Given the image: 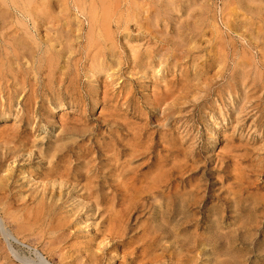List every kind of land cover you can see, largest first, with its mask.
Wrapping results in <instances>:
<instances>
[{
    "label": "rangeland",
    "instance_id": "374dc122",
    "mask_svg": "<svg viewBox=\"0 0 264 264\" xmlns=\"http://www.w3.org/2000/svg\"><path fill=\"white\" fill-rule=\"evenodd\" d=\"M73 1L47 0L44 15L56 24L71 21V35L81 36L71 38V53L54 70L66 73L59 76L65 82L47 74L38 60L41 49L36 61L24 58L23 86L10 76L9 88L19 91L10 104L9 92H0V218L13 237L10 243L0 234V264H33V249L51 264H264V0H152L153 17L147 18L144 0L135 17L125 14L126 7L139 9L140 0H117L109 28L116 48L107 44L98 55L84 47L88 17H76ZM49 32L54 37L55 27ZM62 143L72 149L60 159L73 173L92 177L98 168L108 196L117 177L116 204L103 216L113 218L122 237L107 238V222L94 211L72 213L76 201L91 202L78 191L84 180L69 178L66 186H77L78 195L64 194V205L56 208L60 179L49 178L51 191L42 175L47 164L37 165L36 155ZM43 184L50 191L40 195ZM149 190L157 195L155 205L162 204L160 194L205 196L196 209L205 221L178 230L174 209L165 229L155 225V210L139 213L137 207ZM36 204L42 207L37 213ZM16 223L27 231L17 236ZM150 225L162 234L148 248Z\"/></svg>",
    "mask_w": 264,
    "mask_h": 264
},
{
    "label": "bare ground",
    "instance_id": "6f19581e",
    "mask_svg": "<svg viewBox=\"0 0 264 264\" xmlns=\"http://www.w3.org/2000/svg\"><path fill=\"white\" fill-rule=\"evenodd\" d=\"M125 1V0H124ZM135 2H137V0H134ZM155 1V0H154ZM167 1V0H166ZM248 2H262L263 0H247ZM46 2L47 0H0V92H2V90L4 91H7L9 92V96L8 98L10 100H8V103L10 104L11 103V99L12 97H14V95L18 94L19 91L17 89H15V85H13L15 88H13L14 90H12V88L10 89L9 88V85H10V78L12 77V79L16 82V83H20V85L23 86L24 83H26V81L24 82V75L26 72L22 71V66L24 65L23 61L25 60L24 58H30V57H35V54L38 53L39 51H41L42 49V54L41 56H38V60L39 58L42 59V63H44L45 67H48L47 69H49V73L47 74H52V75H55L56 74V77L58 78V82L62 83L64 81L63 78H59V76L62 74V76H65L66 73H61V72H58V71H54L57 66H58V63H59V60L61 58H63L64 54L65 53H71L72 51V46L75 45L74 42L71 41V38H81L80 35H76V36H72L71 34V27H72V22L71 21H65L63 23H60V24H56V22H58V20H53V18H47V17H44V15H47L48 13L45 12L46 11ZM74 4H73V9H74V12H77L79 15H76V17H88V18H85L86 19V24H87V32L85 33V36L83 37L84 40H85V46L86 48H91V49H95V52L96 54L98 55V53H101L102 50H108V49H105L107 48L106 45L108 44L109 46L111 45L112 48H116L115 47V43H113V39H112V35L109 31V28H110V24H111V17H114V11H116V9L118 8V1L117 0H74L73 1ZM133 2V1H132ZM145 2V6H148L146 8V13H147V16H145L146 18L147 17H153V15H151L152 13L150 12V9H152L153 5L151 4L153 1L152 0H144ZM169 2V1H168ZM72 3V2H71ZM122 3V2H121ZM128 1H125V4L127 5ZM140 3H141V0L138 2V5H136V7H139L138 8H135L133 9V7H135L133 5V7L131 6H128L126 7V10L125 11V14L127 16H133L135 17V15L137 16L139 13H140ZM131 4V3H130ZM129 4V5H130ZM143 4V2L141 3V5ZM170 4V3H169ZM168 4V5H169ZM150 5V6H149ZM262 5V4H261ZM171 6V5H170ZM177 6V5H176ZM162 7V6H161ZM264 7V6H263ZM160 8V6L158 7ZM210 8V7H209ZM261 8V7H260ZM69 9V8H68ZM130 9V11H129ZM144 9V7H143ZM70 10V9H69ZM156 10V9H154ZM159 10V9H158ZM157 10V11H158ZM145 11V10H144ZM73 12V13H74ZM164 12V11H163ZM123 14V13H122ZM251 14V13H250ZM68 15V14H67ZM119 15V14H118ZM141 15V14H140ZM145 15V14H144ZM210 16V15H209ZM227 16V15H226ZM251 16V15H250ZM254 16V15H253ZM11 17H19V19L15 18V19H12ZM30 17V18H29ZM118 17V16H117ZM139 17V16H138ZM143 17V18H145ZM262 17V16H261ZM47 18V19H46ZM127 18V17H126ZM132 18V17H131ZM190 19V18H189ZM14 20V21H13ZM15 20H18V21H15ZM139 21V19H137ZM204 20V19H203ZM234 21V20H233ZM29 22L31 24V28L33 29V33H31V31L29 30L28 28V24L27 23ZM80 22V25L82 26L83 25V22L82 21H79ZM45 23H47L49 26H47L45 32H44V35H40L39 33V28L43 25H45ZM148 23V22H147ZM227 23V22H226ZM252 23V22H251ZM220 24V23H219ZM248 26V25H246ZM250 26V25H249ZM14 27V28H12ZM51 27H55V36L54 37H50V30H51ZM66 28V30H64ZM155 28V27H154ZM148 29V28H147ZM257 29V27H256ZM193 30V29H192ZM74 31V30H73ZM72 31V32H73ZM78 31V30H77ZM123 31V30H122ZM148 31V30H147ZM216 31V30H215ZM229 31V30H228ZM253 31V30H252ZM255 31V30H254ZM54 32V30H53ZM146 32V31H145ZM196 32V31H195ZM205 32V31H204ZM228 33V32H227ZM130 34V33H129ZM199 34V33H198ZM38 35H40L41 37H37ZM256 35V34H255ZM83 36V35H82ZM238 37V36H237ZM175 39V38H174ZM218 39V38H217ZM55 42L57 43L58 45H60V49L58 50H54V43ZM264 44V43H263ZM78 45V44H77ZM127 45V44H126ZM135 45V44H133ZM139 45V44H138ZM44 46V47H43ZM108 46V47H109ZM131 46V45H130ZM129 46V47H130ZM198 46V45H197ZM78 48V47H77ZM80 48V47H79ZM78 48V49H79ZM134 48V47H133ZM133 48H132V51H133ZM136 48H134L135 50ZM111 50V49H110ZM87 51V50H86ZM131 51V49L129 50ZM137 52V50H136ZM135 52V53H136ZM67 53V54H68ZM90 53V52H89ZM119 53V52H118ZM40 55V53H38ZM37 54V55H38ZM94 54V53H93ZM210 54V53H209ZM251 54V53H250ZM262 54V53H261ZM115 55V54H114ZM231 56V55H230ZM241 56V55H240ZM115 57V56H114ZM244 57V55H243ZM37 58V57H36ZM100 58V57H99ZM40 59V60H41ZM103 59V57H102ZM247 59V58H246ZM32 59H29L28 61H30ZM35 60V58L33 59ZM37 60V59H36ZM35 60V61H36ZM92 60V59H91ZM33 62V61H32ZM40 62V61H39ZM250 62V61H249ZM97 63V62H96ZM37 64V63H36ZM14 65H16V70L14 69ZM32 65V64H31ZM39 65V64H37ZM54 65L56 67H54ZM246 65V64H245ZM251 66V64H249ZM18 66V67H17ZM41 66V65H39ZM24 67V66H23ZM43 68V66H41ZM33 68V67H32ZM31 68V70H32ZM37 68V67H36ZM36 68L34 70H36ZM45 69V68H44ZM46 69V70H47ZM96 69V68H95ZM15 70V71H14ZM25 70L27 71L28 69L25 68ZM39 70V69H37ZM96 71V70H95ZM100 72V70H99ZM29 73V72H28ZM58 74V75H57ZM11 76V77H10ZM107 76V75H105ZM61 77V76H60ZM130 77V76H129ZM67 79V78H66ZM29 80V79H28ZM97 80V79H96ZM57 81V80H56ZM67 81V80H66ZM65 82V81H64ZM48 83V82H47ZM58 83V84H59ZM179 83V82H178ZM64 84V83H63ZM62 84V85H63ZM69 84V83H68ZM162 84V83H161ZM17 85V84H16ZM30 85V84H29ZM203 85V84H202ZM12 86V87H13ZM19 88V90L23 91L24 90V87ZM163 86V85H162ZM61 88V87H60ZM165 88V87H164ZM201 88V87H200ZM203 88V87H202ZM242 88V87H241ZM57 90V89H56ZM107 91V90H106ZM158 91V90H157ZM244 91V90H243ZM130 92V91H129ZM167 92V91H166ZM167 94V93H166ZM165 94V95H166ZM243 94V92H242ZM260 94V93H259ZM22 95V94H21ZM37 95V94H36ZM102 95V94H101ZM109 95V94H108ZM112 95V94H111ZM243 96V95H242ZM31 97V96H30ZM155 97V96H154ZM172 97V96H171ZM190 97V96H189ZM197 97V96H196ZM172 99V98H171ZM24 102L26 103V101L24 100ZM248 102V101H247ZM34 103V102H33ZM250 104V103H248ZM33 105V104H32ZM184 105V104H183ZM34 106V105H33ZM61 106V105H60ZM3 107V105H2ZM23 107V106H22ZM26 107V106H24ZM231 108V107H230ZM22 109V108H21ZM13 112V111H12ZM225 112V111H224ZM33 113V112H32ZM4 114V112H3ZM2 114V115H3ZM183 114V113H182ZM198 114V113H197ZM8 115V114H7ZM187 115V114H186ZM196 115V114H195ZM241 115V114H240ZM239 115V116H240ZM16 117V116H15ZM256 117V116H254ZM118 118V117H117ZM132 121V120H131ZM251 121V120H250ZM65 122V121H64ZM126 122V121H125ZM40 123V122H39ZM177 125V124H176ZM46 126V125H45ZM242 127V126H241ZM65 129V128H64ZM63 129V130H64ZM62 130V131H63ZM19 131V130H18ZM61 131V132H62ZM65 132V131H63ZM68 132V131H67ZM185 134V132H184ZM188 135V134H187ZM196 135V134H195ZM182 136V135H181ZM135 138V137H134ZM187 138V137H186ZM58 140H61V138ZM180 140V139H179ZM21 142V141H20ZM19 142V143H20ZM70 142V141H69ZM99 142V141H98ZM24 142L22 141V145L24 146L25 144H23ZM13 144V143H12ZM57 144V143H56ZM25 147V146H24ZM23 147V148H24ZM72 146H68L66 145L65 143H62L60 145H54L53 147L51 148H48L47 149V152H43L41 150H38L37 151V155H40V156H37V165H43V164H47V167L42 169V175L45 177H48V179L50 177H53L55 174H56V177L60 180H56V194H58L57 196H59L56 201L59 203L57 204L56 203V208H58L59 210H61L62 208V204H63V201H62V197L64 198V194H66L65 196H72V194H77L76 193V187H73V186H66V183L68 184V179L69 178H73V179H80V180H84V185L79 186L80 190H78L79 192L82 191L84 196H86L87 198H89L91 200V202L89 203H86L85 204V201L83 203H80L79 201H76V204L74 206L73 209H71L72 213H76V212H81L82 210H84L83 212L85 213L86 210H89V211H94V213L96 212L99 216L102 217L101 219V222L100 223H108L109 221V224L106 223L107 227H105L104 229V233H105V236L108 238V237H113L114 235V238L117 237H120L121 235L118 234L116 231H115V228H116V224L114 225V222H113V218L111 220V218L108 217H104V213H106L107 210H111V208H108L107 205H111L112 206V209H113V206L116 204L115 201L117 200L116 197H117V193L119 191V185L120 184L117 180V177L115 180L112 181V184L113 185H109L110 188H111V195L108 196V194L102 192V191H105L103 190L104 189V186H101L99 184V181L98 179L100 178L99 177V172H98V168L95 167V172L93 171L92 173V177L91 176H88V173L86 172H89V171H86L85 172V175H82V174H79V173H73L72 172V168L70 166L71 163L70 162H65V158L63 160L60 159L61 157H64L62 156L66 151H69ZM19 148V147H18ZM8 149V148H7ZM69 149V150H68ZM30 150V149H29ZM22 151V150H20ZM176 151V150H175ZM71 152V151H70ZM20 153V152H19ZM35 153V152H33ZM92 153V152H91ZM192 153V152H191ZM31 152L27 154V160L29 159L28 164H32L34 163L33 162V157L31 156ZM35 155V154H34ZM81 156V155H80ZM96 156V155H95ZM133 156V155H132ZM36 157H34L36 159ZM45 157V158H43ZM97 157V156H96ZM47 158L46 162H45V159ZM153 158V157H152ZM152 158H149V160H151ZM59 159V160H58ZM180 160V159H179ZM22 161V160H21ZM59 164H56L58 163ZM130 161V160H129ZM129 161L125 162L127 164H129ZM101 162V161H100ZM176 163V161H175ZM173 163V164H175ZM56 164V166L54 165ZM152 164V163H150ZM177 164V163H176ZM180 164V163H179ZM38 166V167H39ZM151 166V165H149ZM216 166V165H215ZM43 167V166H41ZM81 167V165H80ZM101 168V167H100ZM83 169L82 171H84V168H81ZM93 169V168H92ZM122 170H124L123 172H127L128 171V168H123ZM236 171V170H235ZM135 172V171H134ZM41 173V172H40ZM90 173V172H89ZM121 174V173H120ZM135 175V173H134ZM121 176V175H120ZM137 176V175H135ZM242 176V175H241ZM92 179H91V178ZM54 178V177H53ZM52 179V178H50ZM49 179V180H50ZM63 179V180H62ZM95 179V181H94ZM251 181V180H250ZM102 182V181H101ZM105 183L107 182L106 180L104 181ZM108 183V182H107ZM50 185V188L51 191H53L55 188V184H53V182L50 180L48 181V183ZM47 184H43L42 185V194L40 193V195H44L45 191L49 190L48 189V185ZM74 185V184H73ZM237 186V185H236ZM240 186V185H238ZM68 187V191H65ZM106 189V187H105ZM152 189V188H151ZM205 189V188H204ZM247 189V188H246ZM164 190H165V187H164ZM177 190V189H176ZM50 191V190H49ZM66 192V193H65ZM156 192V191H155ZM82 193L79 194V196H81ZM110 194V193H109ZM173 194V193H172ZM78 195V194H77ZM161 196V200H162V204H159V205H155V199L157 198V195L156 193L154 192H151V190H149L148 192H145V194L143 196H141L139 198V205L137 206L138 209H139V213L141 212H145L147 210H151L153 209V211L155 212L154 214H152V220L154 221V224L156 225V223H160L159 227L162 225L163 227L168 224V221L169 219L171 218V214H172V211L174 209H177V213L179 215V218L178 219H175L173 218V220L175 221V226L177 227L178 230H180L181 228H183L184 226L185 227H196V228H199V224L202 222V221H205V220H199L197 217H196V209L199 211L202 207H201V204L204 202L205 200V196L203 195H187L184 196L183 198H178L177 196H167V195H163V194H160ZM70 196V197H71ZM76 196V195H75ZM159 196V195H158ZM41 197V196H40ZM53 197V195H52ZM109 197V198H108ZM75 197H73L74 199ZM85 198V200L87 199ZM68 199V198H67ZM83 199V198H82ZM81 199V200H82ZM116 199V200H115ZM65 200V199H64ZM70 200V198H69ZM69 200H67L69 202ZM80 200V201H81ZM89 200V201H90ZM40 201V200H39ZM38 201V203H39ZM46 201V200H45ZM73 201V200H72ZM72 201L71 204H72ZM83 201V200H82ZM88 201V199H87ZM42 202V201H40ZM66 202V201H65ZM64 202V203H65ZM74 202H75V199H74ZM47 204V203H46ZM52 204V203H51ZM67 204V202H66ZM37 205V204H36ZM43 205V204H42ZM64 205V204H63ZM100 205H103L104 207L99 209L100 208ZM71 206V205H70ZM71 206V207H72ZM107 206V207H105ZM81 207V208H80ZM41 207L40 204H38L36 207H35V212L37 210H39ZM8 209V208H6ZM51 209V207H50ZM53 209V207H52ZM64 209V208H63ZM115 209V208H114ZM10 210V209H9ZM45 210V209H44ZM4 211V210H3ZM41 211V210H39ZM38 211V213H39ZM48 211V210H47ZM70 211V212H71ZM113 211V210H111ZM8 212V211H7ZM6 212V213H7ZM34 212V214H35ZM62 212V211H61ZM60 212V213H61ZM108 212V211H107ZM37 213V212H36ZM41 213V212H40ZM83 213V214H84ZM87 213V212H86ZM176 213V215H177ZM186 213H189L188 215ZM12 214V213H11ZM79 214V213H78ZM93 214V212H92ZM108 214V213H107ZM6 215V214H5ZM58 215V214H57ZM61 215V214H60ZM156 215V217H155ZM8 216H11L10 214ZM14 216V215H13ZM12 217H9L10 219L12 218L13 221H16L17 218H13ZM83 216V215H82ZM118 216V215H117ZM28 217V216H27ZM94 217V216H93ZM111 217V216H110ZM155 217V218H154ZM89 218V217H88ZM110 219V220H109ZM20 221V220H19ZM106 221V222H105ZM22 222V221H21ZM14 223V222H13ZM70 223V222H69ZM204 223V222H203ZM15 224V223H14ZM17 224V223H16ZM154 225V226H155ZM194 225V226H193ZM202 225V224H201ZM17 227H15V231L17 233V236H18V233H20L19 231H23L26 229V226L22 224H17L16 225ZM101 226V225H100ZM115 226V228H114ZM151 226V225H150ZM151 226L149 229L146 228V230L148 231L147 235L144 234L147 238V240L145 241V244L148 248L150 247V245L154 242V240L158 239L159 235L162 234V233H158V230H155L157 226ZM5 225H4V222L3 220H1L0 218V234L3 236L4 240H9V238H13L11 233L8 232L6 230V228H4ZM194 227V228H195ZM202 228V226H201ZM125 229V228H124ZM158 229V227H157ZM163 229V228H162ZM165 229V227H164ZM164 229L162 231H164ZM186 229V228H185ZM184 229V230H185ZM103 230V229H102ZM161 230V228H160ZM27 231V229L25 230ZM24 231V232H25ZM124 231V230H123ZM122 231V233H123ZM194 231H197V229ZM98 232H99V229H98ZM15 233V232H14ZM22 233V232H21ZM58 233V232H57ZM103 233V232H102ZM101 233V234H102ZM145 233V232H144ZM176 233V232H175ZM180 233V232H179ZM197 233V232H196ZM22 235V234H20ZM52 235V234H51ZM196 235V234H195ZM198 235V234H197ZM196 235V236H197ZM49 236V235H48ZM123 236V234H122ZM121 236V237H122ZM194 236V235H193ZM199 236V235H198ZM125 237V236H124ZM194 238V237H193ZM196 238V237H195ZM17 239V238H16ZM12 240V239H11ZM144 240V239H143ZM196 240V239H195ZM193 240V242L195 241ZM122 241V240H121ZM124 241V240H123ZM201 241V240H199ZM198 241V242H199ZM10 242V240H9ZM119 242V240L117 241ZM8 243V242H7ZM11 243V242H10ZM144 243V242H143ZM154 243H157L154 242ZM188 243V242H187ZM9 244V243H8ZM122 242L120 243H115L114 244V248L121 245ZM11 245V244H10ZM96 245V244H95ZM194 245V244H192ZM191 245V246H192ZM196 245V244H195ZM199 245V244H198ZM198 245L196 247H198ZM202 245V243H201ZM200 245V246H201ZM145 246V247H146ZM153 246V245H151ZM143 247V246H142ZM154 247V246H153ZM194 247V246H193ZM152 248V247H151ZM199 248V247H198ZM197 248V249H198ZM8 249V248H7ZM28 249V248H27ZM31 249V248H30ZM124 249V248H123ZM153 249V248H152ZM164 249V247H163ZM167 249V248H166ZM200 249V248H199ZM10 250V249H9ZM135 250V249H133ZM145 250L144 252H146V248L143 249ZM148 250V249H147ZM150 250V249H149ZM190 250H193V249H190ZM137 251V250H135ZM12 252V251H11ZM164 252V251H163ZM32 253H34V257H35V260L32 261L33 264H51L49 263L46 259H44L35 249L32 250ZM52 253V252H51ZM46 254V253H45ZM146 255V254H145ZM149 255V254H148ZM45 256V255H44ZM63 256V255H62ZM33 257V258H34ZM164 257V256H163ZM25 258V256H24ZM138 257H136L137 259ZM197 259V258H196ZM27 260V259H26ZM108 260V259H107ZM132 260V258H131ZM82 261V260H81ZM176 261V260H174ZM179 261V260H178ZM177 261V262H178ZM181 261V260H180ZM183 261V259H182ZM112 262V261H111ZM176 262V263H177ZM185 262V261H184ZM248 262V261H247ZM23 263V262H22ZM59 263V262H58ZM129 263V262H128ZM132 263V262H131ZM179 263V262H178ZM183 263V262H181ZM179 263V264H181ZM187 263V262H186ZM184 263V264H186ZM91 264V263H90Z\"/></svg>",
    "mask_w": 264,
    "mask_h": 264
}]
</instances>
